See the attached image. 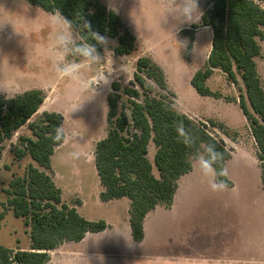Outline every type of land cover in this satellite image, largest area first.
<instances>
[{
	"label": "trees",
	"instance_id": "1",
	"mask_svg": "<svg viewBox=\"0 0 264 264\" xmlns=\"http://www.w3.org/2000/svg\"><path fill=\"white\" fill-rule=\"evenodd\" d=\"M26 1L71 21L72 30L80 38L78 45L88 40L101 52L100 44L83 26L87 21L92 32L116 40L112 48L115 56H127L134 50V37L120 17L99 0ZM207 6L200 17V26L211 30L210 51L204 67L192 75L189 83L199 96L218 99L220 95L206 85L214 70L225 74L233 84L240 77L244 95H239L238 107L257 149L264 189V90L254 61L260 55L257 39L264 40V9L254 0H208ZM153 84L164 90L165 77L148 57L136 59L127 86L118 82L110 84L106 96L107 133L94 148V167L103 188L99 198L102 202L121 198L130 201L129 223L136 242L143 237L145 215L158 205L171 206L177 180L192 169L191 157L200 149L207 157L206 146L215 143L225 156L224 161L217 159L213 165L217 173L230 158L223 142L212 137L203 125L184 114L169 111L172 102L162 93H156ZM43 101L39 89L12 98L0 96V160L4 143L26 125L29 134L20 135L10 146V153L16 160L28 157L34 163L27 165L23 176H13L4 190L5 206L28 228L29 246L11 250L0 245V264H47L49 253L61 244L78 243L87 233H99L107 228L104 221L85 220L74 208L63 204L60 190L44 171L50 169V158L60 146L53 143L51 136L62 117L44 111L30 122ZM178 119L185 122L191 147H186L180 142L184 138L177 136ZM150 143L155 149L152 163L147 158ZM228 183L232 186L229 179Z\"/></svg>",
	"mask_w": 264,
	"mask_h": 264
},
{
	"label": "rangeland",
	"instance_id": "2",
	"mask_svg": "<svg viewBox=\"0 0 264 264\" xmlns=\"http://www.w3.org/2000/svg\"><path fill=\"white\" fill-rule=\"evenodd\" d=\"M99 1L120 17L134 37L135 46L130 55L116 57L112 52L116 40L107 38L106 45L100 44L101 63L93 65L91 69L83 65L82 72L86 76L105 73L110 84L118 82L121 86H127L132 79L136 59L148 57L160 67L165 77L164 90L153 84L156 93L165 95L176 112L203 125L212 137L223 142L229 152L226 167L229 178L235 182V206L240 203L243 186L240 181L245 177L251 176V181H256L258 195L262 198L264 195L257 149L237 102L239 95H244L240 77L237 76L233 84L225 74L217 70L210 77L209 86L220 95L218 99L199 96L189 83L193 72L202 69L206 62L211 45V30L201 27L200 20L198 23L178 24L167 13L171 7L169 0ZM207 1L198 0L201 13L208 7ZM254 1L264 9V0ZM54 17L60 16L42 11L26 0H0V96L12 98L32 89L43 92L44 104L30 122L44 111L55 112L62 117L61 124L65 129L63 144L54 150L50 158V169H39L49 174L55 186L61 190L63 203L68 206L80 205L77 212L83 218L96 220L105 216V213L97 206L98 198L92 199L100 187L94 167V148L107 133L106 96L110 84H101L92 97L86 98V94L75 90V81L56 75L54 63L59 62L60 66L82 63V57L75 53V46L80 42L77 33L71 28L70 34L66 33L68 43L62 44L57 33L61 25ZM257 42L260 55L254 61L264 90V40L257 39ZM65 50L69 54L62 57L61 52ZM103 94H106L105 99ZM74 105L79 106L71 112ZM210 122L215 125L212 126ZM28 134L25 125L7 140L0 160V245L11 250L29 246L28 228L21 219L13 217L11 210L5 206L4 193L12 177L23 176L27 165L32 163L28 157L16 160L10 153V146L16 143L17 138ZM73 152L85 155L73 161L69 155ZM154 152V146L150 145L147 158L151 163ZM61 154L65 162L59 159ZM198 154L204 156L203 150L200 149ZM198 154L190 158L191 165L199 163ZM153 172L156 175L155 170ZM246 173L251 174L249 176ZM238 210L241 208L238 207ZM256 237L253 236L252 240L256 239L259 246L264 247V231L260 240ZM73 249L69 242L61 244L49 253L52 260L49 264H132L119 257L99 259L96 262L83 261L76 259L78 254H73Z\"/></svg>",
	"mask_w": 264,
	"mask_h": 264
},
{
	"label": "crops",
	"instance_id": "3",
	"mask_svg": "<svg viewBox=\"0 0 264 264\" xmlns=\"http://www.w3.org/2000/svg\"><path fill=\"white\" fill-rule=\"evenodd\" d=\"M209 80L206 85L210 88ZM103 95L105 99L106 94ZM250 177L239 180L243 186L240 203L235 206V182L228 176L233 185L229 191L214 193L207 184L214 177L204 176L199 163H192V169L177 180L171 206L158 205L145 215L143 237L138 242L131 235L130 201L121 198L102 202L100 185L92 199L98 198L97 206L104 210L105 216L88 221L102 220L107 228L99 233H87L78 243L69 242L75 250L73 254L83 261L119 257L132 264H264V247L252 240L256 235L260 240L264 231V196L260 198L256 181ZM68 207L77 212L81 206ZM50 261L49 256L47 264Z\"/></svg>",
	"mask_w": 264,
	"mask_h": 264
},
{
	"label": "clouds",
	"instance_id": "4",
	"mask_svg": "<svg viewBox=\"0 0 264 264\" xmlns=\"http://www.w3.org/2000/svg\"><path fill=\"white\" fill-rule=\"evenodd\" d=\"M171 5L169 11L173 19L178 24L184 23H198L200 17L202 15L198 0H169ZM54 19L61 25V30L57 33L59 34V40L62 44L66 45L68 43L66 39V33L70 34V30L72 28V22L64 19L62 16L54 17ZM84 28L88 29L91 34V38L95 40L99 44H107V38L99 35L98 33L91 31L90 24L85 21L83 24ZM75 53L82 57V63H71L60 66L59 62L53 64V67L56 70V75L60 78H67L69 80H73L76 82V91L82 94H86V98L92 97L101 84L109 85L110 80L105 75V73L97 72L92 76H86L82 72L83 65H87L88 69H91L93 65H97L101 63V57L96 50V46L85 40L82 44L75 46ZM68 51H62L61 56L64 57L68 55ZM79 105H74L71 108V112L76 110ZM169 111H176L174 107L169 106ZM70 112V113H71ZM75 128V127H74ZM64 129L65 126L63 124L57 125L54 129V133L51 136V140L54 144L61 145L64 142ZM77 129V128H76ZM79 130V129H78ZM175 131L178 137L184 138L180 142L183 143L186 147H191V143L189 142V134L185 127V122L183 119H178L175 124ZM194 142V141H193ZM205 151L209 154L207 157L200 156L198 154V162L199 167L204 176H212V177H223V179H212L208 180L207 184L210 190L214 193H223L229 191V183L228 176L229 171L226 166L220 168L217 173L216 169L213 165L216 163L217 159L220 161L225 160L224 153L222 151L217 150L215 143H210L206 146ZM73 161L80 160L84 157V153H70ZM59 159L65 162L63 155L61 154Z\"/></svg>",
	"mask_w": 264,
	"mask_h": 264
}]
</instances>
